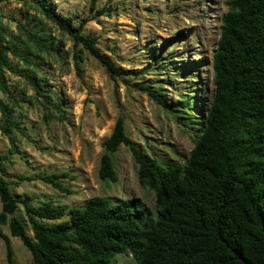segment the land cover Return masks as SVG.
I'll list each match as a JSON object with an SVG mask.
<instances>
[{
	"label": "trees",
	"instance_id": "obj_1",
	"mask_svg": "<svg viewBox=\"0 0 264 264\" xmlns=\"http://www.w3.org/2000/svg\"><path fill=\"white\" fill-rule=\"evenodd\" d=\"M15 1L36 7L111 78L134 74L118 67L100 51L97 39L84 32L88 21L110 13L106 6L97 8L99 0H90L92 16L78 26L72 18L56 14L50 0ZM225 1L228 11L212 56V101L200 116L193 97L175 110L183 113L180 108H186L187 116L177 114L175 120L195 129L185 163H166L141 150L126 132L122 115L103 142L99 179L118 182L113 157L126 147L137 165L139 185L154 195L153 210L137 199L113 204L101 196L91 197L82 207L35 204L33 196L12 192L11 186L18 185L11 184L12 179L42 181L71 195L62 180L72 176L68 172L10 174L5 166L9 158L0 154V238L7 264L16 263L10 237L1 226L8 227L10 235L31 252L32 264H115L119 255L129 256L131 264H264V0ZM0 16L6 17L1 12ZM12 20L30 42L43 50L51 48L20 21ZM11 54L16 49L1 37L0 91L6 99L0 98V132L13 144L11 134L22 128L14 118L6 78V72L19 73ZM31 85L46 97L32 78ZM133 86L173 113L160 92L142 82Z\"/></svg>",
	"mask_w": 264,
	"mask_h": 264
},
{
	"label": "rangeland",
	"instance_id": "obj_2",
	"mask_svg": "<svg viewBox=\"0 0 264 264\" xmlns=\"http://www.w3.org/2000/svg\"><path fill=\"white\" fill-rule=\"evenodd\" d=\"M50 3L56 14L72 18L74 26L92 16L90 0ZM0 6L6 16H0V38L16 49L10 59L19 73L6 72V78L14 118L22 128L11 134L13 144L0 132V154L9 158L5 166L10 174L68 172L73 178L62 180L71 195L42 181L16 179L11 180V184L18 182L11 186L12 192L18 197L33 196L35 204L51 202L67 208L82 207L93 196L106 197L113 204L131 198L153 210L154 195L139 185L137 165L126 147H120L113 157L118 182L99 179L103 142L122 115L126 132L141 150L166 163H185L195 129L175 120L177 114L187 116L186 108H180L183 113L175 110L184 99L187 103L193 97L200 116L212 101V56L228 11L226 1L99 0L97 8L106 6L110 13L88 21L84 32L97 39L100 51L118 67L134 72L125 79L111 78L36 7L15 0L0 2ZM13 18L51 48L43 50L30 42ZM31 78L44 88L46 97L34 91ZM135 82L160 92L173 113L134 88ZM0 98L6 99L1 91ZM1 229L10 237L15 263L32 264V254L20 239L12 237L8 227ZM27 232L32 236L29 228ZM0 264H7L1 238ZM115 264H131L130 257L119 255Z\"/></svg>",
	"mask_w": 264,
	"mask_h": 264
}]
</instances>
